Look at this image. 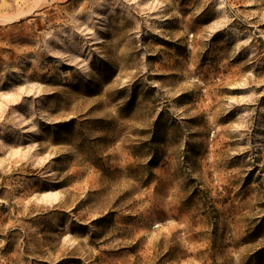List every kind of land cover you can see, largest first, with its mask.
I'll use <instances>...</instances> for the list:
<instances>
[{
	"label": "rangeland",
	"instance_id": "rangeland-1",
	"mask_svg": "<svg viewBox=\"0 0 264 264\" xmlns=\"http://www.w3.org/2000/svg\"><path fill=\"white\" fill-rule=\"evenodd\" d=\"M0 264H264V0H0Z\"/></svg>",
	"mask_w": 264,
	"mask_h": 264
}]
</instances>
